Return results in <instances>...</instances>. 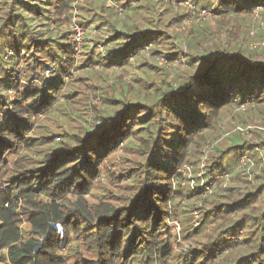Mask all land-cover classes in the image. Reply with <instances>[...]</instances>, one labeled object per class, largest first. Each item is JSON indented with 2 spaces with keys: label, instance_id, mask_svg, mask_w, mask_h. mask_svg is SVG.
I'll return each instance as SVG.
<instances>
[{
  "label": "trees",
  "instance_id": "16d2710c",
  "mask_svg": "<svg viewBox=\"0 0 264 264\" xmlns=\"http://www.w3.org/2000/svg\"><path fill=\"white\" fill-rule=\"evenodd\" d=\"M118 1L113 18L97 0H0V264H264V138L231 131L264 125V48L245 46L264 0H189L210 8L214 26L183 23L189 13L167 0ZM75 8L84 29L102 30L86 33L79 66L68 42ZM221 33L227 44L210 45ZM181 54L187 69L175 77L155 62L183 63ZM57 63L59 79L47 82ZM75 68L87 70L62 94ZM77 104L93 127L51 135L43 120ZM246 154L261 180L224 189L217 174L243 171ZM204 157L215 184L206 198L180 173ZM178 197L189 209L175 212ZM194 208L206 226L181 217L174 247L171 222Z\"/></svg>",
  "mask_w": 264,
  "mask_h": 264
},
{
  "label": "rangeland",
  "instance_id": "374dc122",
  "mask_svg": "<svg viewBox=\"0 0 264 264\" xmlns=\"http://www.w3.org/2000/svg\"><path fill=\"white\" fill-rule=\"evenodd\" d=\"M6 1H7V5L10 6V3L12 2V0H6ZM81 1H83V0H79L80 3H81ZM97 1L98 2L101 1V3H104L105 7L107 9H109V12L112 14L113 18H115L116 16L122 17V15H121L122 12L119 13V11H117L115 8L111 7L110 2H108L106 0H97ZM116 1L119 4V5L118 4L117 5L119 7L120 6L122 7V4L120 1L112 0V2H114V3ZM186 1H189V0H167V2H169L172 5V7L174 8V11L180 12L179 10H182V11L184 10V11L189 13L188 16L184 18L183 23H186L187 25H196L199 23H208V24L214 26L213 22L215 21V18H216L215 14H213L211 12V14L205 20L197 21V17H198L197 13H195L194 10H191V8H189L186 5ZM79 2H76V3H79ZM189 4L196 6L192 2H190ZM121 7H120V9H121ZM196 7L201 9L200 6H196ZM207 9L209 11H211L210 8H207ZM77 10H78V12L76 14L77 15L76 19L78 21L79 20L78 19V13H80V10H79V8H77ZM74 11H75V9H74ZM74 11H73V14H74ZM73 19H74V16H73ZM96 23L97 22L92 24L90 27L85 28L86 33L89 34V35H87V36H89V37H87V39L95 40V39H99L100 37H102V30L101 31L97 30L96 25H95ZM70 28H71V24L69 27V31H70ZM246 32H247L246 38L247 39L251 38V39H250V41H247L245 43V46L248 47L249 50H251V51H255V50L261 51L262 48H264V18H262L261 16H255L254 19H252V20H250V22H248V30ZM86 33H85V36H86ZM85 36H84V39H85ZM105 37H108V36H105ZM228 41L229 40L226 38V36L221 33V34H218L217 36H215L209 42V44L210 45L227 44ZM175 43H176V46L180 49V51H182L183 53H188V52H191V50H192L190 47L187 46V44L184 41L178 40V41H175ZM93 44L94 43H91V45H93ZM101 45L100 44L98 45L97 52L105 54L106 49L105 48L103 49ZM149 48L151 49L150 46H149ZM205 48H206V44H203L200 47V51H204ZM86 50L87 49H85L84 42H83L81 53H80L79 57L77 56V58L75 59L76 60V66H79L81 64V62L84 61V59H85L84 53L86 52ZM150 52H151V50H150ZM146 53H147V57H149V49L148 50L146 49ZM8 58H9V56H6L5 60H7ZM181 58H183V63H178L177 60H168L166 57H161V56L155 57V62L159 67L166 68V70H168L171 73L170 75L175 77V76H177L178 73H181L187 69V63H186L187 60L185 59V56L181 54ZM131 59H130V61H132L133 66L135 68H137V65H143L144 64L143 60L137 62V60H136L137 58H131ZM99 67H102V66H99ZM48 69L49 70H46V72H45V75L47 77V82L57 81L59 79V75H61V68L58 65V63L52 64L51 67ZM86 70H87V68L86 69H78V70L75 68L68 75V77H69L68 82L71 81V85L67 84L66 89L62 90L61 93L63 94V93L68 92V91H73L75 89V86H74L75 84H72L73 79H75V77L77 75L85 74ZM105 73L108 74L107 72H105ZM114 73H116V72H114ZM105 75L102 77H104L106 79ZM108 77L113 79L114 74L108 75ZM21 78L23 81H27L25 72H23V75H21ZM99 79H100V77H99ZM110 80L111 79L106 80L107 82L105 81L104 84L109 86L110 85L109 83H111ZM38 85H40V84H38ZM62 99H63V96H61V100ZM72 109L73 110H72L71 114H70V112L64 113L63 111H61V112L56 113V115L52 116L53 118L51 120H48V121L43 120L42 123L44 125L48 126V131L50 130L49 133L51 135L57 134V133L59 134L60 132H63L64 131L63 124L66 126L65 127L66 129H71V128L72 129H80V128H85V127L92 128L93 125L97 122L96 119H94V117L91 114H88L89 110L83 104L73 105ZM2 117H4L3 113H0V119H2ZM253 122L254 123L251 122V124L248 125V127L244 128V129H238V126H237L236 129L233 130V127H234V125H233V127L231 128V131H243V132H245V134L250 138L249 139L247 137V140H255V138H257V132H260L261 136L264 138V125L262 124V121L259 119H255ZM239 123L242 125L243 122H239ZM239 123H238V125L240 126ZM253 131L256 132V135H255V132H253ZM216 142H217V140H216ZM210 148H211V146L210 147L208 146V149H210ZM206 155H207V153H206ZM246 156H249V155L246 154ZM241 158H240V161H241ZM240 161H239V163H241ZM227 163H228V161H225L224 165H226ZM206 164H207L206 157H204L201 160L200 166L197 170H195L191 167H187L188 169L185 168L186 170L183 171L184 180L181 182L182 187H184L185 189L188 188V190H190V191L201 192L202 190H205V195H204L205 198L208 197V195H209L208 192L214 193V191H215L214 186H211V189L208 191V185H206L208 183V180H207V177L205 176ZM263 165H264V162L262 163V167H263ZM243 166H246L243 169V171L239 170L240 166L234 168L233 173L230 174L232 181L228 182V183L223 182V188L224 189L228 188L231 185L236 187V186H240L241 184H243V185H245L251 189V188H254L259 183V181L261 179L257 176L258 175L257 172L260 171V168L258 169V167H256L255 164L254 165L246 164ZM232 167H234V166L232 165ZM262 170L264 171L263 168H262ZM262 170H261V172H262ZM237 172H239V173H237ZM218 175H222V173H218L217 176ZM178 184L179 183H177L175 186V189L177 191H178V188H177ZM217 185L218 184H216V186ZM213 189H214V191H213ZM186 191H187V189H186ZM244 192L246 193V190ZM253 202H251L248 205V207L253 208V206L255 205V204H253ZM175 203L178 206L175 208V212H176V210L181 212L185 206L187 209H189L187 207L188 203L179 197L176 198ZM184 216H188L190 218L189 223H191L193 221L194 227H197V228L201 227L202 228V227L206 226L204 224L201 225V220H200L201 215H200V212L198 211L197 208H194L193 212L191 211L190 214L186 213L183 216L176 218L174 221L171 222V225H173V231H172V233L174 235L173 237H174V239L177 238L176 241H174L172 243V245L174 247H177V245L180 242H183L181 217H184ZM243 235H240V236H243ZM229 238L235 239L236 236H232Z\"/></svg>",
  "mask_w": 264,
  "mask_h": 264
},
{
  "label": "built area",
  "instance_id": "2783aa9c",
  "mask_svg": "<svg viewBox=\"0 0 264 264\" xmlns=\"http://www.w3.org/2000/svg\"><path fill=\"white\" fill-rule=\"evenodd\" d=\"M106 1L110 2V6L115 8L117 11H119V13L121 12V9L117 5L116 2L114 3V2H112V0H106ZM76 2H79V0H76ZM189 3H190L189 1H186V5L189 8H191V10H194L195 13H197V15H198L197 21L205 20L212 12V11H209L208 9H206V8H201L200 9V8H198L196 6H193V5L189 4ZM77 12H78V10H77V8H75V11H74V14H73L74 19L72 20L71 28H70V31L68 33V42L73 47L74 55L76 56L75 58H77V56L79 57V55L81 53V49H82L83 42H84V36H85V33H86V29H84V27L81 26L79 24V22L77 21V19H76ZM148 49H149V47H147V50ZM249 162L252 163V159L250 157H248V156H244L241 159V163H242L241 168L243 167V165H246ZM186 169H188V168H186ZM186 169L181 170L180 173L183 174V171L186 170ZM217 179L218 180H222L225 183H228V182L232 181L229 173H222V175H218L217 176ZM213 185H214L213 183L208 185V191L211 189V186H213Z\"/></svg>",
  "mask_w": 264,
  "mask_h": 264
}]
</instances>
